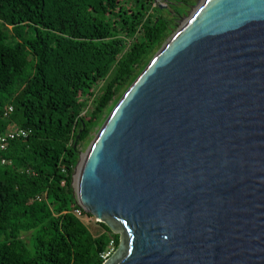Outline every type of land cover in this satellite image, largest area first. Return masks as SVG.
Returning a JSON list of instances; mask_svg holds the SVG:
<instances>
[{"label": "water", "instance_id": "water-1", "mask_svg": "<svg viewBox=\"0 0 264 264\" xmlns=\"http://www.w3.org/2000/svg\"><path fill=\"white\" fill-rule=\"evenodd\" d=\"M73 188L119 236L103 264H264V0H198Z\"/></svg>", "mask_w": 264, "mask_h": 264}, {"label": "trees", "instance_id": "trees-1", "mask_svg": "<svg viewBox=\"0 0 264 264\" xmlns=\"http://www.w3.org/2000/svg\"><path fill=\"white\" fill-rule=\"evenodd\" d=\"M197 2L0 0V134L30 131L0 151V264H103L117 250L76 214L91 216L73 188L81 147Z\"/></svg>", "mask_w": 264, "mask_h": 264}, {"label": "built area", "instance_id": "built-area-1", "mask_svg": "<svg viewBox=\"0 0 264 264\" xmlns=\"http://www.w3.org/2000/svg\"><path fill=\"white\" fill-rule=\"evenodd\" d=\"M13 111H14V108L9 107L7 112H6V116L12 114ZM29 134H30L29 130L18 128L15 126H11L7 131L0 134V151H3V152L7 151L9 143L11 141H14V140L19 139V138H27L29 136ZM2 164H6V160H3ZM76 214L78 216H80L81 211H77ZM111 247H112L111 250L107 254L103 255V258L105 260L108 259L112 255V253L114 252L112 244H111Z\"/></svg>", "mask_w": 264, "mask_h": 264}, {"label": "rangeland", "instance_id": "rangeland-1", "mask_svg": "<svg viewBox=\"0 0 264 264\" xmlns=\"http://www.w3.org/2000/svg\"><path fill=\"white\" fill-rule=\"evenodd\" d=\"M159 1V0H158ZM158 5L161 7V8H166V4L162 3V2H158ZM104 83H101L99 84V86L97 87V94L98 92H100L101 88L103 87ZM93 108V103L91 102L90 105H89V111L92 110ZM96 129V128H95ZM95 129L93 130V133L92 134H95ZM90 140V139H89ZM88 140V141H89ZM87 141V142H88ZM87 142H85L82 147H81V156L87 151ZM80 219L84 222V224L90 229V231L92 232V234L94 236H98L102 233H104V229L103 227L97 222L96 220V217L94 216H84V215H80L79 216ZM115 235V234H114ZM23 238L29 242V238H30V234H25L23 235ZM114 253V252H113ZM112 253V254H113Z\"/></svg>", "mask_w": 264, "mask_h": 264}]
</instances>
